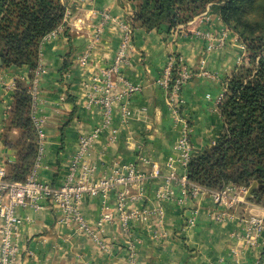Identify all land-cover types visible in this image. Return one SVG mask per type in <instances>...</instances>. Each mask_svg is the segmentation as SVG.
Here are the masks:
<instances>
[{"label": "crops", "instance_id": "obj_1", "mask_svg": "<svg viewBox=\"0 0 264 264\" xmlns=\"http://www.w3.org/2000/svg\"><path fill=\"white\" fill-rule=\"evenodd\" d=\"M69 4L73 20L67 21L55 38L43 40L39 46L37 67H41V72L37 77L39 97L35 116L42 120L45 143L37 176L53 185L62 183L79 138L96 129L99 132L87 154L94 179L108 177L128 165L148 174L155 164L160 176L145 179L140 198L129 201V211L145 210V214L144 218L130 224L128 232L121 229L115 213L117 192L122 186L105 197L82 198V218L99 234L106 249L81 232L77 223H61L62 215L48 203L38 210L17 209L23 219L20 264H130L132 260L134 264L253 262L257 251L245 248L237 239L241 230L237 217L215 222L209 195L188 199L179 185L170 182L171 196L162 197L166 190L164 176L184 174L179 162L181 152L176 148L183 119L191 129L189 140L195 151L214 144L222 128L218 98L227 77L238 66L240 51L229 42L222 49L204 52V41L193 35L197 29L217 31L223 27L219 19L210 12V21H203L199 14L186 24V35L177 36L173 29L145 31L134 26L133 49L123 75L139 85L140 91L129 99V115L124 116L119 106H115L111 121L106 125L102 108L99 105L87 107V100L93 95L94 78L111 63L121 33L115 25L108 24L101 37L95 39L94 30L100 21L97 14L104 11L128 19L127 12L133 11L123 0H69ZM80 16L87 21L77 31L74 20ZM170 53L181 57L193 72L204 58L205 68L215 75L214 79L194 76L183 86V102L176 115L170 109L171 95L156 82ZM84 56L86 60L82 62ZM30 71L25 67L0 72V168L5 171L6 165L15 161V151L5 141L14 142L19 136L17 129L8 131L5 125L13 95V89L6 85L18 79L27 82ZM158 208L162 210L160 221L156 214ZM194 208L198 209L195 224L185 226ZM106 212L116 221L100 233L96 223ZM250 212L253 211L244 205L232 211L235 216ZM233 249L237 253H233Z\"/></svg>", "mask_w": 264, "mask_h": 264}, {"label": "built area", "instance_id": "obj_2", "mask_svg": "<svg viewBox=\"0 0 264 264\" xmlns=\"http://www.w3.org/2000/svg\"><path fill=\"white\" fill-rule=\"evenodd\" d=\"M65 12L62 23L49 32L43 40L55 38L64 29V24L67 21L73 20L71 17L72 6L69 0H65ZM79 1V0H77ZM208 7L201 13L203 21H210ZM128 19H121L112 16L107 12L98 13L100 19L94 30V37H101L104 27L108 24L115 25L120 31V42L114 53L111 63L102 68L98 75L93 80V95L87 100V107L99 105L102 108L105 124L111 121L112 111L115 106H119L121 113L124 116L129 115V99L132 95L140 91V86L129 82L124 78L123 70L130 62V53L133 49L132 38L134 26L131 23L133 12H127ZM196 17V16H195ZM84 17L80 16L74 20V26L77 31H80L86 25ZM221 26L222 23L218 21ZM187 24V23H186ZM186 24L177 26L173 29L174 34L186 35ZM195 38L204 41V52L214 49H222L229 42L232 46L240 51L237 65L245 59V45L224 26L217 31L208 29H197L193 33ZM41 41V42H42ZM41 44V43H40ZM86 57H82L81 61L85 62ZM206 61L204 58L199 60L198 70L193 72L188 67L181 57L174 53L167 56L165 66L160 77L157 79V84L171 95L172 103L170 105L173 115L177 114L178 106L182 104L181 92L183 86L194 76H203L214 79L215 75L205 68ZM41 72V67L38 65L33 73V80L30 86L31 96V118L37 130V153L36 161L31 173L27 176L24 182H9L6 180V171L0 168V264H20L21 244H20V225L23 219L17 214V209L33 208L41 209L45 203L52 207L54 211L60 212L63 224L70 222L77 223L78 229L86 233L94 242L101 246L102 249L107 247L103 245L99 234L88 226L82 218L80 211V203L83 197H105L113 190L117 192L116 209L117 221L124 232H128L131 223H136L144 218L145 210L129 211L127 205L129 201H136L140 198L142 184L145 179L159 178L160 171L157 165L152 164L151 171L148 174L142 173L134 166L128 165L121 170H116L108 177L100 179L93 178V168L87 162V154L92 147L93 140L97 137L99 130H95L90 134L83 135L79 138L77 148L69 163V170L65 179L60 184L53 185L41 181L37 176V167L39 166L44 154L45 135L42 131V120L35 116L36 105L39 97L37 89V77ZM16 80L11 85H6L9 89H14ZM119 86L121 89L119 90ZM224 92V84H223ZM223 92L218 98V103L221 101ZM206 97H209L207 95ZM183 130L176 148L181 152L180 164L184 169V174L178 175L170 173L164 176V188L162 197L168 198L171 196V191L168 189L170 182H175L180 186L184 197L195 199L197 196L204 194L209 195L213 202L214 212L213 220L221 222L236 218L240 223L241 230L237 233L242 245L250 250L257 251V256L251 263L238 262V264H264V207L258 206L248 200L246 197L249 187L237 186L228 184L220 190L210 191L200 187L188 180L187 163L191 155L195 152L189 133L191 131L187 124V120L183 119ZM171 166V163L168 164ZM239 205H244L253 212L243 216H235L232 211ZM157 216L159 221L162 218V210L158 208ZM198 212L194 208L191 216H188L185 226L191 227L195 224L194 215ZM110 212L103 213L96 223L98 232L102 233L107 225L116 221ZM235 236V237H236ZM233 253H237L235 249ZM130 264H134L133 260Z\"/></svg>", "mask_w": 264, "mask_h": 264}, {"label": "trees", "instance_id": "obj_3", "mask_svg": "<svg viewBox=\"0 0 264 264\" xmlns=\"http://www.w3.org/2000/svg\"><path fill=\"white\" fill-rule=\"evenodd\" d=\"M123 1L133 11V26L163 32L188 23L209 5H222L217 11L221 22H227V12L233 7L231 0ZM65 2L0 0V72L9 68L31 70L27 82L16 81L5 121L8 131L15 128L19 132L14 142L5 141L15 151V161L6 165L9 182H24L33 169L38 144L30 114L29 88L38 64L40 43L62 23ZM240 41L246 44L250 66H240L225 81L218 104L220 134L214 144L191 155L187 177L210 191L228 184L250 187L256 183L248 200L264 207V32L259 37L241 35Z\"/></svg>", "mask_w": 264, "mask_h": 264}, {"label": "rangeland", "instance_id": "obj_4", "mask_svg": "<svg viewBox=\"0 0 264 264\" xmlns=\"http://www.w3.org/2000/svg\"><path fill=\"white\" fill-rule=\"evenodd\" d=\"M231 1H232V6L234 8L231 7L229 10L232 11L234 9L235 11L232 13H230V11L227 12L229 15L228 16L229 19L227 20V22L224 23L221 22L222 26H224L229 31H231L235 36L238 37L239 40L241 38V35L244 34L245 36L247 34H251L252 37H259L260 35H263L264 26H260V25L261 23L264 22V0H231ZM221 6L222 5L207 6L209 12H211V14L214 17L218 18L220 21H222V19L217 10ZM241 40L244 42L243 39ZM249 63L250 61L248 59V54L245 52L244 61L238 64L235 71L240 66L243 65L250 66ZM230 75L227 77V79L230 77Z\"/></svg>", "mask_w": 264, "mask_h": 264}, {"label": "water", "instance_id": "obj_5", "mask_svg": "<svg viewBox=\"0 0 264 264\" xmlns=\"http://www.w3.org/2000/svg\"><path fill=\"white\" fill-rule=\"evenodd\" d=\"M0 62H1V59H0ZM256 183H253L249 188H248V191H247V194H246V197L249 199L251 197V193L253 192V190L256 188Z\"/></svg>", "mask_w": 264, "mask_h": 264}]
</instances>
